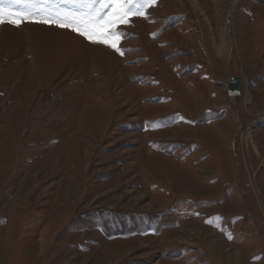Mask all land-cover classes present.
Listing matches in <instances>:
<instances>
[{
    "label": "rangeland",
    "instance_id": "1",
    "mask_svg": "<svg viewBox=\"0 0 264 264\" xmlns=\"http://www.w3.org/2000/svg\"><path fill=\"white\" fill-rule=\"evenodd\" d=\"M145 12L122 56L0 24V264H264V0Z\"/></svg>",
    "mask_w": 264,
    "mask_h": 264
},
{
    "label": "snow or ice",
    "instance_id": "2",
    "mask_svg": "<svg viewBox=\"0 0 264 264\" xmlns=\"http://www.w3.org/2000/svg\"><path fill=\"white\" fill-rule=\"evenodd\" d=\"M9 5L20 3L21 0H7ZM158 0H84L82 12L57 14L55 17L45 16L41 11L42 5L33 3L36 11L20 14L11 8L0 7V24L7 22L17 27L24 20L43 23L67 29L83 37L90 43L102 44L124 55L119 46L125 33L118 27L120 24H129L131 15L148 18L145 9L156 6ZM231 239V236H229Z\"/></svg>",
    "mask_w": 264,
    "mask_h": 264
},
{
    "label": "bare ground",
    "instance_id": "3",
    "mask_svg": "<svg viewBox=\"0 0 264 264\" xmlns=\"http://www.w3.org/2000/svg\"><path fill=\"white\" fill-rule=\"evenodd\" d=\"M226 35H227V31L225 30V32H224V37L226 38ZM222 51V50H221ZM117 81V80H116ZM120 95V94H119ZM124 96V95H123ZM121 97H122V95H121ZM120 98V97H119ZM92 127V126H91ZM154 155V154H153ZM171 181V180H170ZM161 186V185H160ZM190 188V187H189ZM180 189V188H179ZM194 190V189H193ZM195 191V190H194ZM193 191V192H194ZM192 192V191H191ZM174 194V193H173ZM182 195V194H181ZM184 199V198H183ZM185 201V200H184ZM189 201V200H188ZM185 203V202H184Z\"/></svg>",
    "mask_w": 264,
    "mask_h": 264
}]
</instances>
